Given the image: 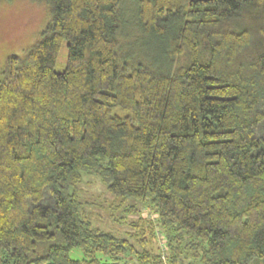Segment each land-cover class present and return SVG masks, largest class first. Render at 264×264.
<instances>
[{"label":"trees","instance_id":"trees-1","mask_svg":"<svg viewBox=\"0 0 264 264\" xmlns=\"http://www.w3.org/2000/svg\"><path fill=\"white\" fill-rule=\"evenodd\" d=\"M45 1L1 70L0 264H264V0Z\"/></svg>","mask_w":264,"mask_h":264},{"label":"rangeland","instance_id":"rangeland-1","mask_svg":"<svg viewBox=\"0 0 264 264\" xmlns=\"http://www.w3.org/2000/svg\"><path fill=\"white\" fill-rule=\"evenodd\" d=\"M49 7L45 0H0V78L6 58L10 54H21L36 38L49 20ZM67 62V46H61L55 69L62 71ZM84 181L79 186V196L90 201L89 217L94 226L111 231L118 237L131 239L136 249H140L136 238L132 236L130 220L135 214L122 212L121 207L112 208L111 194L98 181L89 183V175L84 174ZM127 217V218H125ZM154 245L156 244L153 243ZM150 247L151 245L148 244ZM80 250H73L72 257L81 255ZM127 264H138L134 257L125 260ZM195 264H201L196 262Z\"/></svg>","mask_w":264,"mask_h":264}]
</instances>
